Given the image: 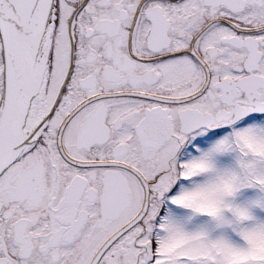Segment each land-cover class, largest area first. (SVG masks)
<instances>
[{"label":"snow or ice","instance_id":"1","mask_svg":"<svg viewBox=\"0 0 264 264\" xmlns=\"http://www.w3.org/2000/svg\"><path fill=\"white\" fill-rule=\"evenodd\" d=\"M0 264H264V0H0Z\"/></svg>","mask_w":264,"mask_h":264}]
</instances>
